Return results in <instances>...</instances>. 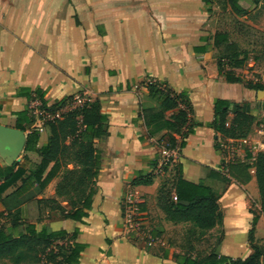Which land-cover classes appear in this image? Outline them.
Masks as SVG:
<instances>
[{
  "label": "crops",
  "instance_id": "obj_1",
  "mask_svg": "<svg viewBox=\"0 0 264 264\" xmlns=\"http://www.w3.org/2000/svg\"><path fill=\"white\" fill-rule=\"evenodd\" d=\"M238 5L245 11L243 15L233 13L228 3L206 5L203 0H0V124L17 129L15 113L28 108L29 115L36 116L33 128L42 136L38 147L43 146L50 130L37 118L41 102L35 90L44 94L49 105L67 97H88L99 102L100 112L108 119V136L95 140L101 169L91 209L85 211L88 216L77 222L55 211L50 214L59 215L60 221L41 222L40 228L69 235L79 231L73 241L83 247L78 264H178L174 255L199 253L191 238L195 231L176 230L183 223L168 221L158 205L160 188L174 179L171 169L165 175H153L160 149L168 145L167 129L146 126L142 112L160 103L150 96L149 83L176 94L184 92L180 101L188 102L191 122L177 137L176 164L181 166L184 180L202 182L215 192L220 189V181L209 177L210 169L222 173L225 162L215 151L220 136L197 124L213 120L215 99L233 102L264 120V91L228 83L218 73L221 49L214 46L215 34L228 33L230 42L238 45L231 31L220 29V13L233 16L264 37V0H240ZM254 39L249 42L250 50L238 45L247 56L243 76L248 79L260 74L264 82V39L261 45ZM19 89L32 93V99L16 97ZM23 133L27 138V132ZM262 139L264 123L254 127L251 138L227 140L224 148L242 158L240 151L252 146L262 150ZM22 155L0 154V170L15 162L21 164ZM22 166L26 176L35 170L31 164ZM146 175L154 176L151 185H132ZM250 175L247 185L231 181L221 192L223 224L208 232L222 234L216 249L219 255L245 259L252 254L248 236L255 216L254 244L259 246L257 241L264 240V216L253 168ZM59 181L60 177L55 178L37 199H54ZM19 186L21 182L2 197ZM128 192L138 196L145 208L146 227L164 245L147 246L124 235L122 200ZM62 205L69 210L66 203ZM0 214L6 215L1 203Z\"/></svg>",
  "mask_w": 264,
  "mask_h": 264
},
{
  "label": "trees",
  "instance_id": "obj_2",
  "mask_svg": "<svg viewBox=\"0 0 264 264\" xmlns=\"http://www.w3.org/2000/svg\"><path fill=\"white\" fill-rule=\"evenodd\" d=\"M203 1L206 5H211L213 1L219 4L228 3L233 13L237 15L245 13L238 5L240 0ZM214 46L221 49L217 67L219 75L223 76L226 82L242 84L256 92L264 91V82L260 75L252 74L253 78L248 79L243 76L247 56L235 42H230L228 33H216ZM147 89L150 96L160 103L157 108L142 112L144 122L154 130L166 128L168 147L176 148L177 137L182 135V130L191 122L188 102L180 101L185 93L176 94L161 85L153 84H148ZM33 93L41 102L40 108L47 111L48 120L45 124L50 130V135L47 142L39 148L42 136L33 128L34 116L29 115L28 108L15 113L16 128L27 132V138L22 163L15 162L11 167L0 170V203L6 213L0 214V260L22 264L31 258L33 264H78L83 247L73 241L79 231L76 230L69 235L63 230L38 228L37 224L43 221L45 214L55 211L65 219L77 222H83L88 216L85 211L91 209L95 194L94 186L101 169V153L95 146V140L108 136L106 125L108 119L100 112L98 101L84 102L61 114L59 118H52L67 104L73 106L75 97H67L49 105L44 100L42 92L35 90ZM31 94L19 89L16 97L32 99ZM182 103L185 108L182 107ZM213 110V120L207 124L198 123L197 126L208 127L220 136L221 142L215 144V151L225 161L227 147L224 148V142L251 138L254 127H258L262 122L227 100L215 99ZM262 143L264 144V139ZM180 145L183 147L185 143L182 142ZM22 164H32L35 170L26 176V169ZM156 164L157 162L154 167ZM252 168L259 195L260 212L264 216V150L253 154L245 149L242 158L234 153L232 161L224 162L221 167L222 173L210 169L209 177L223 182L225 186L231 181L245 186L251 180ZM172 171L174 179L165 182L158 195V205L166 219L174 224H190L200 234L221 227L223 224V213L219 205L221 193L213 191L202 182L193 184L184 180L179 164H174ZM57 177H60V181L55 187V198L37 199ZM153 180V175L140 176L132 185H151ZM17 182H21V186L2 197ZM172 195L176 196L177 201L172 200ZM183 202L187 204H182ZM63 203L68 205L69 210L63 207ZM22 207L24 209L21 210ZM140 214L145 217V208L142 204ZM2 219L8 220V226L1 222ZM256 223L255 216L248 236L252 254L245 259L219 255L216 249L221 240L216 244L217 247L213 246L206 253L199 252L194 256L187 252L174 257L178 264H264V252L254 244L253 231ZM20 228L21 231H18Z\"/></svg>",
  "mask_w": 264,
  "mask_h": 264
},
{
  "label": "rangeland",
  "instance_id": "obj_3",
  "mask_svg": "<svg viewBox=\"0 0 264 264\" xmlns=\"http://www.w3.org/2000/svg\"><path fill=\"white\" fill-rule=\"evenodd\" d=\"M220 19H221L220 29L231 31L232 38L237 41V43H238V45H239V47L241 49L250 50L251 49L250 48L251 44L249 42L254 41L255 40L254 37L257 38L258 42H260V45L263 44L261 42L264 39V37H262V35H260V33H258L259 32L258 30L255 29V30H251L250 31L249 29H246V27H244L243 24H240L239 22L236 21L237 20L236 18H234L233 16H231V15H229L227 13H220ZM259 47L260 46H258V48H257L258 52L261 50V48L259 50ZM34 118H36V116H34ZM37 118L39 120H41L42 122L47 121L48 120L47 111L43 110L42 108H40L39 112L37 114ZM260 121L262 123H264L263 119H261ZM252 147H254V146H252ZM252 147H251L250 151L253 154H256L257 152L264 150V148H262V150H258V149H254ZM243 151H240L241 154H243ZM233 152H235V154L237 155L236 151H233ZM233 152L226 150L225 162H229V161L233 160V158H234ZM176 163L177 162H175L174 164H176ZM173 165L169 169L172 170L173 169ZM28 166H30V164ZM29 168H28V170H30ZM169 169L165 170V173H167L169 171ZM165 173L161 174V175H165ZM220 184H221V187H220V189H218L216 191L217 193H221L223 191L224 187H225V184L223 182H220ZM250 210L253 213H255L254 212V203H252V202H250ZM45 216H44L45 218H43L44 221L45 220H47V221L53 220L54 221V219L60 221L59 215H55V217H52V215L49 213V216H48V214H45ZM140 216H141V214H140ZM141 218L144 219V217H142V216H141ZM1 222L6 223L7 225L9 224L8 220H5V219H2ZM41 222L37 224L38 228L41 227ZM48 229H50V228H48ZM50 230H52V229H50ZM176 230L183 231V232L184 231L190 232L189 234H192L195 231L194 235L191 238L195 239V242L197 244V249L199 250L200 253L208 252L209 249H211L213 246L217 247L216 244H218V242L222 239V236H221L222 234H220L221 232L219 230H215V231L210 232V233L206 232V233L200 234L190 224H182ZM263 232H264V230L262 228L261 234H263ZM261 242H263V243H261ZM257 243L259 244L260 248L264 252V240H259V241H257ZM263 262H264V256H263ZM0 264H12V263L10 261H8V260H0ZM22 264H33V262L31 260V258H28Z\"/></svg>",
  "mask_w": 264,
  "mask_h": 264
},
{
  "label": "built area",
  "instance_id": "obj_4",
  "mask_svg": "<svg viewBox=\"0 0 264 264\" xmlns=\"http://www.w3.org/2000/svg\"><path fill=\"white\" fill-rule=\"evenodd\" d=\"M150 84V83H149ZM151 85V84H150ZM91 99L85 96H78L75 98V104L69 106L68 104L57 112L52 118H59L61 114L80 105L84 102H90ZM179 155L178 148H169L168 145L161 147L159 152V159L154 168V175H161L165 173L176 162ZM172 200L177 201L175 195H172ZM140 199L136 194L128 192L122 200V225L124 235L131 241H143L147 246H155L158 244L164 245V241L158 236H153L145 225V220L140 216L139 209Z\"/></svg>",
  "mask_w": 264,
  "mask_h": 264
},
{
  "label": "water",
  "instance_id": "obj_5",
  "mask_svg": "<svg viewBox=\"0 0 264 264\" xmlns=\"http://www.w3.org/2000/svg\"><path fill=\"white\" fill-rule=\"evenodd\" d=\"M25 144L26 135L21 130L0 124V154L17 158L23 152ZM182 204L187 203L183 202Z\"/></svg>",
  "mask_w": 264,
  "mask_h": 264
},
{
  "label": "bare ground",
  "instance_id": "obj_6",
  "mask_svg": "<svg viewBox=\"0 0 264 264\" xmlns=\"http://www.w3.org/2000/svg\"><path fill=\"white\" fill-rule=\"evenodd\" d=\"M140 206H141V202H140V204H139V209H140ZM233 235V234H232Z\"/></svg>",
  "mask_w": 264,
  "mask_h": 264
}]
</instances>
